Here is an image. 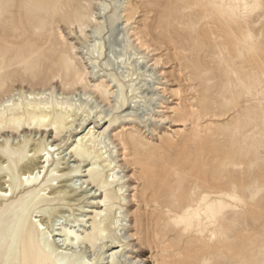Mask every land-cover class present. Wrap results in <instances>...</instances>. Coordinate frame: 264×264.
Returning <instances> with one entry per match:
<instances>
[{
	"label": "rangeland",
	"instance_id": "obj_1",
	"mask_svg": "<svg viewBox=\"0 0 264 264\" xmlns=\"http://www.w3.org/2000/svg\"><path fill=\"white\" fill-rule=\"evenodd\" d=\"M223 1L237 16L217 12L208 0H0V78L6 81L0 102L8 94L24 98L40 91L69 102L97 100L99 109L109 110L93 87L75 83L84 67L80 58L69 70L63 67L60 53L72 44L85 57L90 85L112 82L108 57L118 55L125 72L133 69L130 103L115 107L114 120L99 127L120 177L121 190L112 189L108 210L122 219L121 232L112 233L125 235L120 244L131 264H264V0ZM75 10L90 24L87 43ZM124 12L133 15L127 26ZM248 30L246 44L240 40ZM99 39L106 44L101 57ZM36 60L45 68L34 79L23 62ZM132 107L156 117L131 116ZM40 134L5 131L0 141H40ZM72 139L65 134L57 143L63 140L65 149ZM8 174L0 170V177ZM90 189L77 188L79 201H56L43 216L62 210L64 223L89 227L90 220L78 218L96 206V188ZM16 198L14 192L0 197V230L10 227L0 233L1 246L21 222ZM102 247L99 264H107L108 246ZM80 253L95 258L90 247ZM5 259L2 247L0 264Z\"/></svg>",
	"mask_w": 264,
	"mask_h": 264
},
{
	"label": "bare ground",
	"instance_id": "obj_2",
	"mask_svg": "<svg viewBox=\"0 0 264 264\" xmlns=\"http://www.w3.org/2000/svg\"><path fill=\"white\" fill-rule=\"evenodd\" d=\"M208 2L223 15L227 14L232 18L237 16L236 8L229 9L223 0H208ZM123 15L127 26L133 15L127 12ZM73 18L78 21L81 38L85 43L89 42L87 30L90 24L85 25L80 11L75 10ZM118 18L115 15L114 19L118 20ZM93 20L95 23L100 22L96 17H93ZM91 21L92 19L89 18V22ZM251 39L252 33L248 30L240 41L247 44ZM96 46L98 56H103L106 48L105 41L99 39ZM78 47L72 44L69 52L60 50L63 52L59 56L62 65L69 70L80 58L84 67H79L76 71L75 83L84 88L93 87L102 100L110 104L109 110L99 109L100 105L97 100L88 103L85 98H77L69 102L57 94L53 96L40 91L34 94L29 93L24 98L20 95L16 97V94H8L9 96L0 102V134L11 131L14 135L21 136L23 131L29 130L35 131V134L41 133L39 139H42L37 141L35 138L23 137L16 143L9 139L0 141V170L5 169L9 172L8 178L7 176L0 177V197L6 198L13 192L16 193L15 210L21 221L14 225L18 230L14 237L5 242L3 246L0 242V249L5 247V264H99L103 258L98 257L97 249L102 245L103 247L108 246L106 258L109 262L107 264H131L133 262V259L124 251V245L120 244L126 239L125 235L117 236L112 233L113 228H118V232H121L119 227L122 219L118 215L112 217L108 210L112 189L114 188L115 192L121 190V186L116 183L120 177L114 165L116 154L108 147L106 130L104 132L99 130L100 126L114 120L115 107L120 111L130 103L131 94H127V89L130 92L134 90L128 85V82H133L135 79L134 73H131L133 69L125 72L118 55H114L113 59L108 57L105 65L110 66L112 82L101 80L90 85L87 76L91 71L85 64V57L79 55ZM250 47L253 48V45ZM98 61V59L92 61L93 68L98 67L96 64ZM115 63L117 67H114ZM23 66L26 69L33 68L32 76L36 79L43 72L45 63L36 60L23 62ZM4 67V64L0 66L1 69ZM59 77L63 83L70 84L69 80V82L64 81L62 76ZM5 83L6 81L0 78V90L4 88ZM132 84L137 85L136 82ZM113 101H115L114 105ZM129 115H139L140 118L156 117L152 112H138L136 107H132ZM49 133L54 135L50 141L46 137ZM65 134L69 135V139L71 137L73 139L63 149L64 141L57 143V139H62ZM65 151L67 153L64 155ZM6 158L8 159L7 164ZM62 163H66V166H60ZM77 172H82V174L75 175ZM7 182H9L8 186ZM84 185L99 191L96 195V191L94 192L93 204L96 206L92 207L90 213L79 214L82 219L78 218V220H90L89 227L83 226V229H76V225H70V222L64 223L65 220L62 221V219L65 215L62 210L53 213L49 219L43 216L45 207L54 205L56 201L66 198L69 201H79L80 194L76 193L77 188ZM98 204L100 205L97 206ZM6 213H9L8 209ZM190 214H193L192 210ZM9 229L10 227L6 226L0 230V233L6 234ZM85 246L92 248L95 258L80 253Z\"/></svg>",
	"mask_w": 264,
	"mask_h": 264
}]
</instances>
